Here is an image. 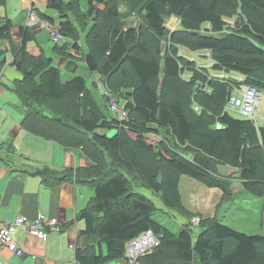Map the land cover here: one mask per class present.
Segmentation results:
<instances>
[{
  "label": "trees",
  "instance_id": "1",
  "mask_svg": "<svg viewBox=\"0 0 264 264\" xmlns=\"http://www.w3.org/2000/svg\"><path fill=\"white\" fill-rule=\"evenodd\" d=\"M8 1L0 0V7ZM124 3L139 17L137 26H124ZM47 8L57 18L37 10L39 17L58 25L72 47L79 50L85 34L83 58L99 76L94 86L101 83L119 103L124 100L129 112L128 120L119 121L109 98L101 89L97 95L82 76L63 82L44 49L28 51L37 41L33 30L21 27L17 43L13 22L0 17V44H9L11 66L21 75L13 91L24 107L22 127L80 150L91 164L62 178L38 173L50 186L76 178L94 192L78 215L85 222L80 235L90 243L77 248L76 264L126 260L128 244L148 231L159 245L138 264H264V233L247 235L215 217L202 218L197 235L190 223L174 233L153 218L163 209L138 191L158 197L165 213L189 219L181 178L229 198L232 182L218 172L223 166L236 171L249 194L264 199V126L226 112L234 87L264 93V0H49ZM171 19L178 28L168 26ZM67 42L53 52L70 58ZM183 50L208 53L210 67Z\"/></svg>",
  "mask_w": 264,
  "mask_h": 264
},
{
  "label": "crops",
  "instance_id": "2",
  "mask_svg": "<svg viewBox=\"0 0 264 264\" xmlns=\"http://www.w3.org/2000/svg\"><path fill=\"white\" fill-rule=\"evenodd\" d=\"M48 1L9 0L0 8V17L9 18L14 24L15 42L20 43V28L28 26L27 11L30 6L35 7L39 13L57 18V13L47 8ZM100 8L103 9L104 6L101 5ZM178 27L177 23L176 28ZM30 28L37 39L29 45L28 51L31 54L38 55L41 49H44L47 56L54 59L55 66L72 73L70 80L80 76L77 75L79 69L87 75L86 64H77L84 61L83 57L87 52L84 49L85 34L81 35L78 42L79 50L72 47L73 40H68L70 58H66L53 52L54 47L50 46V36L46 31L39 27ZM183 51L199 66L210 67L208 53ZM12 61L9 44H0V63L5 62L0 67V228L5 220L13 221L19 215L34 219L42 214L57 219L61 229L49 231L47 238L43 239L29 235L23 227L18 228L13 233V238L25 249L26 255L17 257L0 249V260L2 264H76L77 248L86 247L90 243L88 237L80 235L85 224L78 215L88 207L94 192L76 178H68L60 184L50 186L38 173L51 171L62 178L69 176V171L88 168L91 164L80 150H68L59 143L36 136L22 127L24 109L13 91L14 82L20 79L21 75L11 66ZM89 74L82 77L90 88L89 81L95 82L99 80V76L90 72ZM232 76L241 80L239 74ZM261 113L264 114V107ZM225 169L236 173L228 167ZM183 180L182 177L180 192L184 205L189 212L200 214L198 210L190 208L194 207L192 204H188L193 190L190 191L187 202L184 200L182 188L187 191L189 183L183 184ZM235 180H238V177ZM201 214L204 215L202 212ZM121 264H127L126 260H121Z\"/></svg>",
  "mask_w": 264,
  "mask_h": 264
},
{
  "label": "rangeland",
  "instance_id": "3",
  "mask_svg": "<svg viewBox=\"0 0 264 264\" xmlns=\"http://www.w3.org/2000/svg\"><path fill=\"white\" fill-rule=\"evenodd\" d=\"M1 8V7H0ZM130 8L124 3L121 4V16L124 22V26L135 27L138 25L139 17L137 15L131 14ZM133 22L132 24H129ZM178 21L176 19H171L168 21V26L170 28H176ZM51 39V37H50ZM50 46L53 48L55 44L49 40ZM84 49L87 50L86 43L84 42ZM200 58V57H199ZM205 58V57H201ZM77 64L85 65L84 61H79ZM87 75L82 69H79L77 75L87 77L89 74L87 70ZM72 73L68 72L65 69L61 70V79L63 82L70 80ZM90 88L99 96H102L99 91L94 86V80L89 81ZM104 89V88H103ZM99 90V91H98ZM103 102V100H101ZM120 105L124 106V100L120 101ZM264 107V94L261 99V107L258 109V112H262ZM24 109V107H22ZM235 118L243 119L237 114H233ZM219 176L223 180L229 179L231 183V188H235V192L231 196L224 197L223 191L218 188H208L203 183L188 177L183 176V184H188L187 191L182 188V194L184 200L187 202V198L190 195V191L193 190V196L189 197L190 200L188 204H192L194 207H190L192 210H198L200 214H193V217L187 219L176 212L165 213L164 208L160 199L152 195L149 191H146L142 188H138V191L147 195L160 210L156 212L153 218L160 222L162 225L170 229L174 233H179L182 229V225L190 223L195 235L199 233L200 222L202 218H217L222 224L229 226L230 228L247 234V235H263L262 228V219H263V210H264V199L254 197L249 192H247L241 185L237 178V173H234L232 170H227L225 167H219ZM228 180V181H229ZM212 189V190H211ZM193 198V199H192ZM201 212L204 214L202 215ZM85 224V222H84ZM98 252V251H97ZM110 264H121V260L113 261Z\"/></svg>",
  "mask_w": 264,
  "mask_h": 264
},
{
  "label": "built area",
  "instance_id": "4",
  "mask_svg": "<svg viewBox=\"0 0 264 264\" xmlns=\"http://www.w3.org/2000/svg\"><path fill=\"white\" fill-rule=\"evenodd\" d=\"M27 25L29 27H39L46 31L51 37V41L55 45L62 46L68 39L65 38L58 25H53L49 21L41 19L37 13V9L30 6L27 11ZM241 80L244 77L240 76ZM101 93L109 98L110 111L117 116L119 121H126L129 118V112L124 106H121L119 101L103 89L102 84L98 83ZM262 92L257 89L247 86L239 85L233 88L232 95L229 98L226 112L230 114H237L243 119L254 121L260 127L264 126V114L259 113L258 109L261 107ZM220 128V126H218ZM25 228L29 235L37 238H47L49 231H60L61 227L55 218H49L39 214L36 218L30 219L24 215H19L15 220H5L0 228V249L9 252L17 257H24L26 251L19 246L13 238V233L18 228ZM159 245L158 239L154 236L152 231H148L138 239L130 242L126 249V263L138 264L139 258L151 251ZM0 264L2 261L0 260Z\"/></svg>",
  "mask_w": 264,
  "mask_h": 264
}]
</instances>
